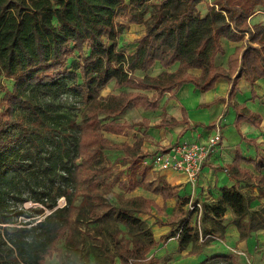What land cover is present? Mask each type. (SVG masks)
<instances>
[{"label":"trees","instance_id":"16d2710c","mask_svg":"<svg viewBox=\"0 0 264 264\" xmlns=\"http://www.w3.org/2000/svg\"><path fill=\"white\" fill-rule=\"evenodd\" d=\"M150 1L0 0V76L13 81L0 100V264H43L57 251L58 240L72 231L75 220L91 217L127 227L130 239H124L114 255L120 264L145 260L155 241L142 219L114 207L100 215L93 213L95 205L103 202L93 177L102 169L103 150L119 149L123 162L135 164L141 140L131 146L114 144L99 130L122 133L129 126L115 117L128 104L155 108L163 93L173 94L185 82L207 90L217 78L231 80L234 73L232 85L240 76L252 86L264 78V25L248 22L257 7L264 8V0H214L204 16L196 9L201 0H157L148 26L134 40V51L125 54L119 42L127 24L116 22L115 17L132 8L136 12L127 21L138 24ZM221 38L242 42L228 56L226 68L213 65L215 55L223 52ZM155 63L162 69L156 76L135 74L149 71ZM191 69L200 70L199 75L188 72ZM111 81L118 88L134 87L152 94L101 96ZM63 93H71L85 105L80 122L76 115L58 109L55 100ZM100 115L107 120L102 122ZM245 117L238 113L235 121ZM253 164L261 170L264 158L258 156ZM254 182L264 185V175ZM135 186L129 184L128 189ZM160 191L165 198L173 195L163 187ZM220 191L219 202L209 208L215 224L221 223L228 207L240 239L264 229V206L244 221L248 215L245 196L234 187ZM59 198L64 199L63 206L57 205ZM27 200L37 206L26 209ZM126 205L137 212L157 208L138 197L128 199ZM119 233V229L110 233L118 244ZM207 235L205 240L213 238ZM172 236L174 231L168 237ZM218 237L223 239L221 234ZM198 239V232L184 221L177 236L178 251L189 244L196 247ZM219 261L236 264L223 255L200 264Z\"/></svg>","mask_w":264,"mask_h":264},{"label":"crops","instance_id":"0c3cea01","mask_svg":"<svg viewBox=\"0 0 264 264\" xmlns=\"http://www.w3.org/2000/svg\"><path fill=\"white\" fill-rule=\"evenodd\" d=\"M262 11L257 7L248 19L250 25H264L260 21H253L264 13ZM241 43L221 38L223 52L215 55L213 65L226 68L228 56ZM160 71V65L155 63L149 71L136 70L135 74L137 76L156 75ZM189 72L197 76L200 70L191 69ZM231 80L219 77L207 90H200L193 83L185 82L173 94L163 93L155 108H144L130 103L121 114L115 117L117 121L125 122L129 126L116 135L123 136L126 131L135 133L134 136L122 137V143L131 146L137 139L141 140V155L135 164L141 161L142 164L150 165L145 172L148 175L154 173L158 177H154L153 183L150 182L148 185L139 180L128 182V185L136 184L134 189H128L129 193L133 191L136 193L126 196L127 199L143 198L157 206L147 211H132V215L142 219L150 228L155 241L146 259L139 264L143 262L160 264L167 255L170 257L168 264H200L217 255L229 256L235 262H239L238 253L235 254L234 251L238 250L241 252L239 254H242L240 248H220L222 250H219V248H213V245L192 248L189 244L182 251H178L177 236L180 228H177V223L179 219L183 218L182 222L189 221L188 225L191 227L195 222L194 216L188 211L190 201H200L202 204L201 222L204 234L210 233L214 239L221 234L225 239L224 242L229 240L233 246L237 247L243 245L251 256L254 253L252 246H255L253 237L259 239V242L264 245V229L250 231L245 239H240L238 230L232 223L233 213L230 208H226L219 225L213 222L214 216L209 210L210 206L219 202L220 190L223 187H234L247 199L248 215L244 221L248 220L250 214L264 206V185H257L254 182L255 177L264 175V168L257 170L253 164L258 156L264 158V78L256 79L253 86L245 76L237 77L233 85ZM126 88H128L127 92L134 90L148 96L152 94L151 90ZM128 110L130 114L136 112L138 117L136 121L139 125L130 123V119L125 117L124 113ZM238 113L249 119L245 117L237 123L235 119ZM217 125L221 144L208 155L194 180H189L183 173L160 170L152 165V157L157 151L167 149L176 143H204L216 131ZM133 127L138 130L136 131ZM108 134L111 133L108 132ZM135 164L128 165L135 166ZM161 187L172 192L173 195L165 198L160 191ZM171 231L175 232V236L168 237ZM198 244L200 241L196 243V247ZM113 264H120L117 257Z\"/></svg>","mask_w":264,"mask_h":264},{"label":"rangeland","instance_id":"374dc122","mask_svg":"<svg viewBox=\"0 0 264 264\" xmlns=\"http://www.w3.org/2000/svg\"><path fill=\"white\" fill-rule=\"evenodd\" d=\"M213 1L214 0H201V2L196 6L197 14L200 16H204L207 12V5H209ZM156 2L157 0H151L148 3L147 13L143 16V18L140 20V23L138 24H129L127 21V17L129 16V14L136 12L132 8H128L126 12H121L115 17L116 22H120L121 24L123 23L125 25L127 24V27L123 30V34L121 35V39L119 42L120 46H122L121 50L125 52V54H129L134 51V48L136 46L134 40L140 37L145 27L148 26V15L153 11L154 4ZM258 8L261 9V11L262 9H264L262 7ZM179 9H181V7H179ZM172 11L174 12V10ZM253 21H260L261 23H264V13L254 18ZM174 69L175 68H170V71ZM12 83V80L0 76V100L4 92H8L11 89ZM129 88L134 89V87ZM127 91L128 88H117L114 82L111 81L100 91L99 94L101 96H105L111 93ZM131 92H134V90ZM55 102L59 105L58 109L61 112H67L71 116L76 115L77 120L79 122L81 121V114L85 111V105L79 103L77 97L73 96L71 93H63L55 100ZM2 103L3 102L1 101L0 104ZM130 113L131 112L129 110L125 111V117L127 116V118L130 119V123L138 124V122L136 121V119L138 118L136 112L134 111V113ZM100 117L102 122H105L107 120L106 117L104 118V116L102 115H100ZM121 118L122 117H120V119ZM123 119L126 118L123 117ZM126 129L127 128H125L124 130ZM134 129L136 131L138 130L136 128ZM99 133H101L102 136L110 143L114 144H121L123 142L122 137L135 135V133H133L132 131H126L123 136L116 135L115 133L111 132H109L111 134H108V132L103 129H100ZM103 151L105 159L104 162L99 166V168L101 167L102 169H100L98 173H95L93 175V177L98 181V183L96 184V192L98 195H101L103 197V202L101 204L95 205L93 213L95 215H100L104 211L108 210V208L114 207L126 210L132 214L133 210L128 205H126V201L128 200L126 196L135 194L136 191L129 193L130 191L128 190V182L132 183L139 180L148 185L150 184V182L153 183L154 177H157V175H155L154 173L153 175H148L145 170L149 169L150 165L142 164L141 161H138L135 166L128 165V163L123 162V152L119 149ZM137 170L138 173H136ZM82 197L83 194L81 193L76 198V206L80 204ZM64 203V199L62 198H59L57 201L58 206H62ZM23 206L26 209H30L37 206V204L30 200H27L23 203ZM48 211L49 210H46L45 212ZM201 218L199 222H193L192 227L198 232V234L199 232L204 234ZM182 220L183 218L179 219L177 228H180L181 224H183L184 221H187L184 220L182 222ZM188 222L189 221H187V223ZM116 229L121 230V233H119L117 236L118 238L122 237V241L119 244L115 243L110 236V233H113ZM216 234H218V232ZM124 239H130V236L127 233V227L120 222L112 221L110 223H107L104 220L95 221L92 219V217L85 218L83 220H80L79 222L75 220L72 223V231L68 235L65 234L61 239L58 240V242L56 243L57 251H55L51 257L46 258L43 264H113V261L115 260L114 255L118 253V249L121 248L119 246L120 244H123ZM224 240V238L221 239L216 236L215 239L210 238L204 240L203 243L200 242V244H198L195 248H201V245H213V248H219V250H222L220 248H240L243 253L237 254V256H239V262L237 261L236 264H264V245H262V243H260L259 239H257L256 237H253L255 246H252V248H254V253H252V256L250 255L251 253H249L247 249H245L246 247H244L243 245H241L240 247L233 246L229 240H226V242H224ZM236 251L238 250L234 251L235 254ZM169 260L170 257L169 255H167L164 260H161L160 264H168ZM156 263L158 262H155V264ZM143 264H145V262H143ZM212 264L229 263L226 261H219Z\"/></svg>","mask_w":264,"mask_h":264},{"label":"built area","instance_id":"2783aa9c","mask_svg":"<svg viewBox=\"0 0 264 264\" xmlns=\"http://www.w3.org/2000/svg\"><path fill=\"white\" fill-rule=\"evenodd\" d=\"M215 128L216 131L204 143H176L167 149L157 151L152 157L153 165L160 170H172L183 173L189 180H194L208 155L221 144L219 126L217 125ZM202 209L200 201H190L188 203V211L194 216L195 223L199 222L202 216ZM207 237L208 235L203 236L199 232L198 240L203 242ZM236 253L239 254L241 252L236 251Z\"/></svg>","mask_w":264,"mask_h":264}]
</instances>
